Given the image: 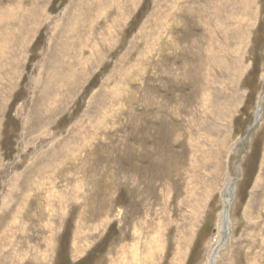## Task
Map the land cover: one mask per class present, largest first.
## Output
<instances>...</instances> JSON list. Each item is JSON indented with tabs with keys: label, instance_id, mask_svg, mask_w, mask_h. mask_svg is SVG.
Returning a JSON list of instances; mask_svg holds the SVG:
<instances>
[{
	"label": "rangeland",
	"instance_id": "rangeland-1",
	"mask_svg": "<svg viewBox=\"0 0 264 264\" xmlns=\"http://www.w3.org/2000/svg\"><path fill=\"white\" fill-rule=\"evenodd\" d=\"M205 5L0 0V264H264V0Z\"/></svg>",
	"mask_w": 264,
	"mask_h": 264
},
{
	"label": "bare ground",
	"instance_id": "bare-ground-1",
	"mask_svg": "<svg viewBox=\"0 0 264 264\" xmlns=\"http://www.w3.org/2000/svg\"><path fill=\"white\" fill-rule=\"evenodd\" d=\"M213 2V4H215L216 6V11L214 12V16L213 18L211 19V21L209 20V22L211 23V25L213 26L214 24L216 25L217 27V30L216 32H219L221 29V31H224L227 27V22H228V19H225L223 18V13L224 11H226V6H230L232 4H238L239 3V0H218L217 1V4H216V0H206V5L205 7L208 6V4H211ZM212 8V7H211ZM205 12V10H202ZM191 13V12H190ZM211 16V15H210ZM223 18V19H222ZM80 21V20H79ZM221 22V24H220ZM209 23V24H210ZM231 23V21H230ZM209 26V25H208ZM207 30L206 28L204 29V31ZM222 36V35H221ZM225 39V38H224ZM230 41V40H229ZM204 44V43H203ZM228 47V46H227ZM209 56V55H208ZM207 58V56H206ZM223 58V57H222ZM83 61V60H81ZM222 62V61H220ZM75 68L71 67L69 68L68 70H70L69 72H67L65 75H62L61 76V83L63 86L65 87H70L72 84H73V78L74 76L76 75V71L74 70ZM47 111V110H46ZM47 113V112H46ZM131 177V176H130ZM132 180V179H131ZM233 188V187H232ZM232 188H230V194L227 195L225 197V203L226 205H231L232 204V199H233V195H232ZM230 212H229V209H226L225 212H224V217H223V220H222V226H221V229H220V233H219V237H218V242L221 240V237H222V233L226 232L227 230L229 231L230 229ZM224 243V242H223ZM157 252V251H156ZM218 253V252H216ZM216 253H214V255L212 256V261H211V264H214L216 263V260L218 258V254L216 255ZM139 257V256H138ZM135 258V257H134ZM151 259V258H150ZM134 262H135V259H133ZM137 261V260H136ZM123 263V261L121 262ZM120 263V264H121ZM126 263V262H125Z\"/></svg>",
	"mask_w": 264,
	"mask_h": 264
},
{
	"label": "water",
	"instance_id": "water-1",
	"mask_svg": "<svg viewBox=\"0 0 264 264\" xmlns=\"http://www.w3.org/2000/svg\"><path fill=\"white\" fill-rule=\"evenodd\" d=\"M223 242H224V240L220 243V245L217 247L216 250H218V249L221 247V245H222ZM215 252H216V251H215Z\"/></svg>",
	"mask_w": 264,
	"mask_h": 264
}]
</instances>
